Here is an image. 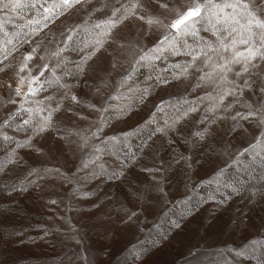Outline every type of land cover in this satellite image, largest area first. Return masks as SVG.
<instances>
[{"label":"clouds","instance_id":"9594fccd","mask_svg":"<svg viewBox=\"0 0 264 264\" xmlns=\"http://www.w3.org/2000/svg\"><path fill=\"white\" fill-rule=\"evenodd\" d=\"M41 9L0 52V173L25 168L20 187L59 194L45 201L60 212L41 236L52 264H98L79 236L104 222L109 238L133 233L121 255H136L138 237L205 182L222 188L169 217L168 234L132 264H149L189 229L207 234L219 217L197 223L202 210L246 195L220 179L242 158L261 169L252 195L264 202V0H43ZM224 214L226 236L247 230L246 215ZM250 239L264 241V228ZM229 253L244 255L227 240L215 253L192 243L173 264H233Z\"/></svg>","mask_w":264,"mask_h":264},{"label":"rangeland","instance_id":"374dc122","mask_svg":"<svg viewBox=\"0 0 264 264\" xmlns=\"http://www.w3.org/2000/svg\"><path fill=\"white\" fill-rule=\"evenodd\" d=\"M42 3L43 0L40 2H36V0H0V52L10 49L24 31L33 26V23H29V21L38 19L42 11ZM114 151L118 158H123L119 146ZM145 154L150 155L147 149ZM142 162L146 163V161ZM260 172L259 166L248 158L237 160L225 168L220 179L225 184L231 183L240 192L245 193L242 201L233 200L228 210L220 209V212L217 211L218 204H210L196 217V221L199 223L201 217H205L206 223L207 218L216 215L219 218L216 220L214 229L208 231L207 234L203 230L197 234L195 229H189L172 245L154 252L149 257V264H173L178 250L183 251L187 245L192 243L197 244L201 253H215L216 247L226 240L232 243L235 249L244 252V255L239 257L229 253L232 256L233 264H264V244H253L250 239L251 236L264 228V202L261 201L259 195H252ZM25 174V168L11 166L0 173V264H52V261L47 257L55 249L44 242L49 239L48 237L41 239V236L44 232L51 231L52 221L47 217L51 216L55 221V213L60 212L56 205L46 204L45 201L51 196L59 194L55 188L50 191L48 188L42 187L37 191L35 187H28L25 190L20 187ZM253 177L256 180H253ZM217 188H222V185L205 182L199 187L187 191L188 198L186 200H177L171 212L160 217V222L156 227L146 229L142 236L138 237L139 243L135 246L136 255H132L130 252L121 255L123 247L133 233L127 228L119 229L117 236L109 238L107 232L113 227L110 222L101 223L95 229L89 228L88 234L82 232L79 238L83 240L86 247L88 240L91 239L90 255L96 258L98 264H132L137 256H144L151 252L168 234L170 230L169 217H182L194 206L206 201L210 194H216ZM9 193L11 194L9 195ZM221 212H230L231 216L238 221H242L246 215L247 230L241 229L232 236H226L223 225L228 223V215L221 216ZM56 222L59 223V221ZM50 243H56V241L53 240ZM72 251L73 249L67 248L66 254ZM105 253L108 259L104 258ZM210 259L211 257L201 258L195 264H209Z\"/></svg>","mask_w":264,"mask_h":264},{"label":"snow or ice","instance_id":"6c2138e0","mask_svg":"<svg viewBox=\"0 0 264 264\" xmlns=\"http://www.w3.org/2000/svg\"><path fill=\"white\" fill-rule=\"evenodd\" d=\"M36 2H40V0H36ZM45 12L48 11L47 8L44 9ZM201 8L200 7H196V8H191L188 10V12L183 16L181 17L180 19L176 20L174 23H173V28H179V26L181 24H183L186 20H188L190 17H193V16H197L201 13ZM219 12L220 13H223L225 16L227 15V13H225L224 11V8L223 7H220L219 8ZM214 15H216L214 13ZM221 19L220 16H217V20L219 21ZM36 21H29V23H35ZM241 43H243V41H241ZM237 55H241V53H237ZM12 157L10 156V159ZM6 166V162L3 160V159H0V170H3ZM253 244H257V243H260V244H264V241H252ZM244 254V253H242Z\"/></svg>","mask_w":264,"mask_h":264}]
</instances>
